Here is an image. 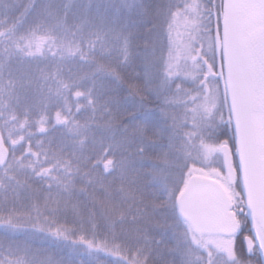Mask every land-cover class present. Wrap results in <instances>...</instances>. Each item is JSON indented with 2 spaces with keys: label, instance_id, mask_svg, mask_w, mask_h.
I'll use <instances>...</instances> for the list:
<instances>
[{
  "label": "snow or ice",
  "instance_id": "snow-or-ice-1",
  "mask_svg": "<svg viewBox=\"0 0 264 264\" xmlns=\"http://www.w3.org/2000/svg\"><path fill=\"white\" fill-rule=\"evenodd\" d=\"M101 254L264 264V0H0V264Z\"/></svg>",
  "mask_w": 264,
  "mask_h": 264
},
{
  "label": "trees",
  "instance_id": "trees-1",
  "mask_svg": "<svg viewBox=\"0 0 264 264\" xmlns=\"http://www.w3.org/2000/svg\"><path fill=\"white\" fill-rule=\"evenodd\" d=\"M80 259H84V257H81ZM95 261V264H109V257H106L104 254H101L99 257L93 258ZM258 264V262H256Z\"/></svg>",
  "mask_w": 264,
  "mask_h": 264
}]
</instances>
